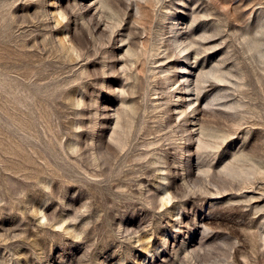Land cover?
<instances>
[{
    "label": "rangeland",
    "instance_id": "rangeland-1",
    "mask_svg": "<svg viewBox=\"0 0 264 264\" xmlns=\"http://www.w3.org/2000/svg\"><path fill=\"white\" fill-rule=\"evenodd\" d=\"M0 264H264V0H0Z\"/></svg>",
    "mask_w": 264,
    "mask_h": 264
}]
</instances>
